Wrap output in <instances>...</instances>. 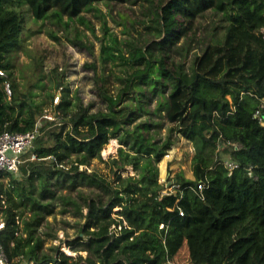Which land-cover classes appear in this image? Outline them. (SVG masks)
Wrapping results in <instances>:
<instances>
[{
  "label": "trees",
  "instance_id": "obj_1",
  "mask_svg": "<svg viewBox=\"0 0 264 264\" xmlns=\"http://www.w3.org/2000/svg\"><path fill=\"white\" fill-rule=\"evenodd\" d=\"M128 2L141 3V37L120 40L105 21L99 63L85 64L103 108L71 95L65 71L16 79L30 16L61 26L99 3ZM109 63L121 68L114 91ZM0 71V133L44 122L20 172L0 170L11 264H264V0H0ZM182 138L194 149L191 177L178 172L164 193L157 163ZM111 139L119 157L107 178L88 166ZM129 165L137 173L123 176ZM57 212L77 218L66 240L77 256L46 246L58 239L45 223Z\"/></svg>",
  "mask_w": 264,
  "mask_h": 264
},
{
  "label": "rangeland",
  "instance_id": "obj_2",
  "mask_svg": "<svg viewBox=\"0 0 264 264\" xmlns=\"http://www.w3.org/2000/svg\"><path fill=\"white\" fill-rule=\"evenodd\" d=\"M141 3L128 2L125 4H97L94 9L83 13L84 19L68 20V25L56 26L49 20L35 21L29 17V26L33 33L27 38L25 47L19 51L18 60L15 61L14 74L19 82L35 80L43 72V80L49 82L54 79V70L58 72L65 71L64 82L69 84L71 95L77 94L81 97L85 105L92 104V111L103 108L104 103L97 94L96 86L92 80L94 71L85 67L86 63L97 62L101 50V41L103 37V22L106 21L112 32L116 33L120 40L130 38L131 41H137L141 37L140 32H144V25L141 23L142 15ZM212 15L209 13L202 21L199 28L192 35L194 45L198 46V39L206 35L204 27H211ZM127 30L129 34L124 33ZM82 41L86 47L75 44L74 40ZM125 53L128 55V47L123 44ZM199 50V48H197ZM196 49V50H197ZM120 67L109 63L106 66V75L110 73L111 78L108 83L110 91H114L119 84L115 76L120 75ZM98 70L101 68L98 66ZM42 71V72H41ZM54 89L57 83H50ZM51 88V90H52ZM36 91L40 89L35 88ZM38 98H45V93H41ZM58 102V95L53 99V103ZM53 108H47V111L53 112ZM50 114V113H49ZM168 124V123H166ZM162 128V135H165L167 128ZM120 143L117 139H111L102 151V159L95 158L88 166L89 171L96 170L107 178L113 175V158H118V149ZM194 153L193 146L186 139L182 138L180 142L173 146L167 155H165L157 164L160 170L159 180L165 184L166 190L170 191L172 183L176 179V174L184 171L186 176L191 177V159ZM123 176L128 174L135 175L136 169L132 166H126L120 170ZM168 188V189H167ZM87 190V188H84ZM164 191V193H165ZM119 209V207L115 208ZM77 218L71 214H62L60 212L50 215L45 223L51 224L50 228L58 235V239L48 238L46 246L61 243V250L68 254L77 256L78 252L72 251L66 244V240L76 236L77 228L75 221ZM69 236V237H68ZM62 241V242H61ZM86 255L85 252H81Z\"/></svg>",
  "mask_w": 264,
  "mask_h": 264
},
{
  "label": "built area",
  "instance_id": "obj_3",
  "mask_svg": "<svg viewBox=\"0 0 264 264\" xmlns=\"http://www.w3.org/2000/svg\"><path fill=\"white\" fill-rule=\"evenodd\" d=\"M0 74H3L0 71ZM7 89L10 93L9 87ZM259 113H257L258 115ZM45 118L51 119V116L45 115ZM44 122L38 121L33 130L25 133H12L4 131L0 133V170L10 171L18 174L21 170L24 160L22 156L28 150L34 148L37 138L41 135V128ZM35 159V156L32 157ZM224 164L228 167L230 171H233L239 166L238 163H234L229 160H225ZM174 186L171 187L170 191H165L169 193L173 191ZM4 226L3 221L0 220V229ZM163 227V225H161ZM0 264H11L5 255L3 247L0 243Z\"/></svg>",
  "mask_w": 264,
  "mask_h": 264
},
{
  "label": "water",
  "instance_id": "obj_4",
  "mask_svg": "<svg viewBox=\"0 0 264 264\" xmlns=\"http://www.w3.org/2000/svg\"><path fill=\"white\" fill-rule=\"evenodd\" d=\"M70 255H72V254H70Z\"/></svg>",
  "mask_w": 264,
  "mask_h": 264
}]
</instances>
